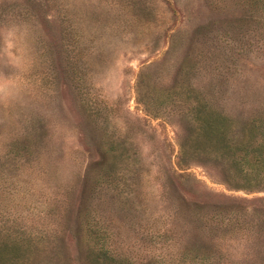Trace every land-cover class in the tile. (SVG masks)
Here are the masks:
<instances>
[{
  "label": "rangeland",
  "instance_id": "obj_1",
  "mask_svg": "<svg viewBox=\"0 0 264 264\" xmlns=\"http://www.w3.org/2000/svg\"><path fill=\"white\" fill-rule=\"evenodd\" d=\"M257 118L264 0H0V264H264Z\"/></svg>",
  "mask_w": 264,
  "mask_h": 264
},
{
  "label": "trees",
  "instance_id": "obj_2",
  "mask_svg": "<svg viewBox=\"0 0 264 264\" xmlns=\"http://www.w3.org/2000/svg\"><path fill=\"white\" fill-rule=\"evenodd\" d=\"M214 120L215 119L208 118L206 121V124L209 126L211 125V127H213ZM254 120L251 122L252 123L251 130L256 136L259 135V137L255 138L256 141L253 142L254 141L253 140L252 141L253 144H251L255 149L253 151V148H252V151H251L253 156L250 160V170L254 169L255 170L254 172L257 173V176H258L262 172H264V156L262 154L264 153V122L258 118ZM253 137L254 135L252 136V138ZM106 260L111 262L112 257H108ZM178 260L180 262H187L188 264H205L206 261L208 260V257L200 256L197 251L195 252L192 250H187L181 255V258H178ZM236 261L237 262H234V264H250V262H253V259L251 257L249 259L246 256H244V258L238 259ZM220 264H224V263L221 262Z\"/></svg>",
  "mask_w": 264,
  "mask_h": 264
}]
</instances>
